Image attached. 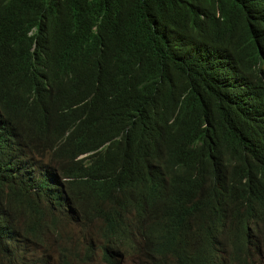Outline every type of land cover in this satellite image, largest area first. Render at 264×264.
Wrapping results in <instances>:
<instances>
[{"label":"trees","instance_id":"16d2710c","mask_svg":"<svg viewBox=\"0 0 264 264\" xmlns=\"http://www.w3.org/2000/svg\"><path fill=\"white\" fill-rule=\"evenodd\" d=\"M0 59V138L30 135L45 112L63 162L110 142L91 167L119 172L103 197L87 182L93 198L40 220L98 221L105 239L168 230L174 257L209 264L190 252L209 248L230 191L264 256V0H0ZM156 174L158 220L184 209L131 219ZM15 227L36 232L0 203V233Z\"/></svg>","mask_w":264,"mask_h":264},{"label":"clouds","instance_id":"9594fccd","mask_svg":"<svg viewBox=\"0 0 264 264\" xmlns=\"http://www.w3.org/2000/svg\"><path fill=\"white\" fill-rule=\"evenodd\" d=\"M60 134L59 122L44 112L37 117L30 135L0 138V189L4 194H0V203L7 204L21 222L36 223V232L23 227L1 230L0 264H121L132 255L141 258L136 264H189L187 259L173 256L167 244L168 230L157 234L142 227L105 239L98 221L86 227L81 220L50 224L39 219L62 218L75 202L93 198L94 190L87 182L96 181L100 186L98 199L103 197L108 182L111 189L119 176L118 172L104 179L91 167L90 157L110 142L63 162L52 149ZM166 184L167 175H154L147 183L138 212L130 218L164 223L178 217L185 207L181 200L172 204L164 220L159 221L155 213L154 204ZM239 201L237 193L229 191L222 210L216 211L220 229L211 234L208 249L194 248L190 252L192 258L208 255L209 264H264V256L251 243V231L239 211ZM95 223V238L88 241L87 231ZM83 237L89 244L86 247Z\"/></svg>","mask_w":264,"mask_h":264},{"label":"rangeland","instance_id":"374dc122","mask_svg":"<svg viewBox=\"0 0 264 264\" xmlns=\"http://www.w3.org/2000/svg\"><path fill=\"white\" fill-rule=\"evenodd\" d=\"M98 223H95L93 226H90L89 227V230L87 231V239L88 241H93V239L95 238V229L97 227ZM138 260H141L140 259H137V257L135 255H132V256H129L127 257L126 259L122 260L121 264H136L138 262Z\"/></svg>","mask_w":264,"mask_h":264}]
</instances>
